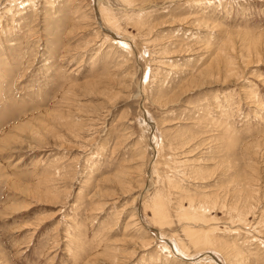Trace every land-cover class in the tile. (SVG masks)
<instances>
[{
	"label": "rangeland",
	"instance_id": "rangeland-1",
	"mask_svg": "<svg viewBox=\"0 0 264 264\" xmlns=\"http://www.w3.org/2000/svg\"><path fill=\"white\" fill-rule=\"evenodd\" d=\"M0 264H264V0H0Z\"/></svg>",
	"mask_w": 264,
	"mask_h": 264
}]
</instances>
